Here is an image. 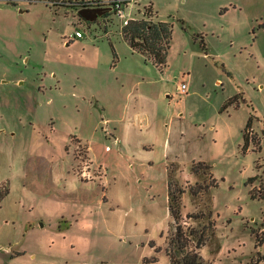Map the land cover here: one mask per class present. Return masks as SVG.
I'll use <instances>...</instances> for the list:
<instances>
[{
	"label": "rangeland",
	"instance_id": "1",
	"mask_svg": "<svg viewBox=\"0 0 264 264\" xmlns=\"http://www.w3.org/2000/svg\"><path fill=\"white\" fill-rule=\"evenodd\" d=\"M149 4L173 26L163 70L132 52L112 11L0 0V264H169V168L186 226L212 210L205 263L264 264V197L252 196L264 193V0L125 11L145 18ZM115 137L140 146L134 166ZM198 161L211 170L194 173Z\"/></svg>",
	"mask_w": 264,
	"mask_h": 264
},
{
	"label": "trees",
	"instance_id": "2",
	"mask_svg": "<svg viewBox=\"0 0 264 264\" xmlns=\"http://www.w3.org/2000/svg\"><path fill=\"white\" fill-rule=\"evenodd\" d=\"M49 1V0H47ZM59 5H65L81 9L84 0H54ZM60 1V2H59ZM100 2L102 0H94ZM131 1L125 0L128 4ZM145 18H132L127 24L122 26L124 39L129 43L133 53L141 54L146 62L152 63L160 70H163L168 64V54L173 37V26L169 22L155 20V12L151 4L145 7ZM104 15H108L107 13ZM96 21V20H95ZM232 100L225 105L231 104ZM250 125V124H248ZM245 145L249 144V137L244 132ZM203 164L211 170V165L205 161L192 163L191 169L194 173H199V166ZM174 166V164H172ZM168 181V206L169 211L174 219V227L168 237L167 254L169 264H206L200 249L206 243L207 239L214 234L215 220L212 217V210L208 212H199L189 214V218L198 221L197 226L183 223L181 194L184 189L178 186V182L169 168ZM215 181L212 185L217 184L213 173H210ZM252 178V177H251ZM250 178V179H251ZM249 179V180H250ZM10 187L7 183H0V202L9 194ZM195 193V192H193ZM253 197H264V193L256 194L252 191ZM257 244L262 245L264 242V231L257 234ZM259 262V261H258ZM257 264V263H255Z\"/></svg>",
	"mask_w": 264,
	"mask_h": 264
},
{
	"label": "built area",
	"instance_id": "3",
	"mask_svg": "<svg viewBox=\"0 0 264 264\" xmlns=\"http://www.w3.org/2000/svg\"><path fill=\"white\" fill-rule=\"evenodd\" d=\"M125 0H102L100 2H95L94 0H84L82 8H106V12H114L121 17L123 25L127 24L132 17H129L125 11L124 3ZM74 36L78 38L84 37V33L77 29ZM188 86L185 80H181L178 83V93L179 95H185L188 92Z\"/></svg>",
	"mask_w": 264,
	"mask_h": 264
},
{
	"label": "crops",
	"instance_id": "4",
	"mask_svg": "<svg viewBox=\"0 0 264 264\" xmlns=\"http://www.w3.org/2000/svg\"><path fill=\"white\" fill-rule=\"evenodd\" d=\"M136 54V53H135ZM138 54V53H137ZM131 123V122H129ZM116 139H114L113 141V145L116 146V150H121L119 152V154L121 155H125L126 158L131 159L133 156L135 157V154L138 153L137 150L140 149V146H134L133 144H136L135 142L131 141V137H115ZM151 144L150 142H143L142 143V147L147 148L150 147ZM107 147V145H106ZM133 151V154H132ZM133 166L135 165V163L130 162L129 161V166ZM140 166H145L142 162L139 163ZM101 166H103V164L101 163ZM144 171V169H142ZM168 197V196H167Z\"/></svg>",
	"mask_w": 264,
	"mask_h": 264
},
{
	"label": "water",
	"instance_id": "5",
	"mask_svg": "<svg viewBox=\"0 0 264 264\" xmlns=\"http://www.w3.org/2000/svg\"><path fill=\"white\" fill-rule=\"evenodd\" d=\"M106 10V8H81L78 12L81 17L87 20H94L97 16L105 14Z\"/></svg>",
	"mask_w": 264,
	"mask_h": 264
}]
</instances>
